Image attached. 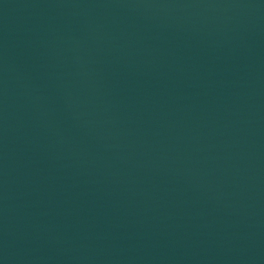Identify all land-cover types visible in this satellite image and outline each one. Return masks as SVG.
<instances>
[{"label":"water","instance_id":"obj_1","mask_svg":"<svg viewBox=\"0 0 264 264\" xmlns=\"http://www.w3.org/2000/svg\"><path fill=\"white\" fill-rule=\"evenodd\" d=\"M0 264H264V0H0Z\"/></svg>","mask_w":264,"mask_h":264}]
</instances>
